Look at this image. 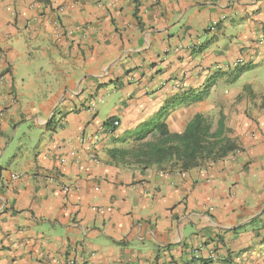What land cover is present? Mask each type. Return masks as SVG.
Wrapping results in <instances>:
<instances>
[{
    "label": "crops",
    "instance_id": "crops-1",
    "mask_svg": "<svg viewBox=\"0 0 264 264\" xmlns=\"http://www.w3.org/2000/svg\"><path fill=\"white\" fill-rule=\"evenodd\" d=\"M262 37L264 0H0V264H264V92L233 80ZM211 82L167 127L222 120L236 151L111 158Z\"/></svg>",
    "mask_w": 264,
    "mask_h": 264
},
{
    "label": "trees",
    "instance_id": "trees-1",
    "mask_svg": "<svg viewBox=\"0 0 264 264\" xmlns=\"http://www.w3.org/2000/svg\"><path fill=\"white\" fill-rule=\"evenodd\" d=\"M250 66L240 68L233 80L247 72ZM209 83L201 93L184 95L165 105L157 117L141 127L129 150L111 151L112 159L130 160L145 167L156 166L159 171L184 174L207 163H215L237 150L236 144L224 136L222 120L215 131L202 115H195L182 133H171L167 127L168 115L179 106L204 99L213 86ZM264 100V99H263Z\"/></svg>",
    "mask_w": 264,
    "mask_h": 264
},
{
    "label": "rangeland",
    "instance_id": "rangeland-1",
    "mask_svg": "<svg viewBox=\"0 0 264 264\" xmlns=\"http://www.w3.org/2000/svg\"><path fill=\"white\" fill-rule=\"evenodd\" d=\"M241 65H239L240 67ZM253 83L252 90L261 94L264 92V67H260L257 71H248L243 75L242 79L238 84ZM257 96V95H256Z\"/></svg>",
    "mask_w": 264,
    "mask_h": 264
},
{
    "label": "built area",
    "instance_id": "built-area-1",
    "mask_svg": "<svg viewBox=\"0 0 264 264\" xmlns=\"http://www.w3.org/2000/svg\"><path fill=\"white\" fill-rule=\"evenodd\" d=\"M87 1H88V2H94V0H87ZM215 26H216V24L213 23L212 26H211V30H214ZM258 42H259V44H263V43H264V37L260 38ZM241 62H242V61L239 60V61L236 62V64H241ZM98 102H99V100H95V101H93V102L89 105V110H94V109H95V106H96V104H97ZM113 125H114V126H117V123L114 122ZM90 158H91V160L96 161V157H95V155H94L93 153L90 154ZM63 191H64L65 193H67V192L69 191V189H68V188H64ZM69 264H74V263L71 261V262H69Z\"/></svg>",
    "mask_w": 264,
    "mask_h": 264
}]
</instances>
